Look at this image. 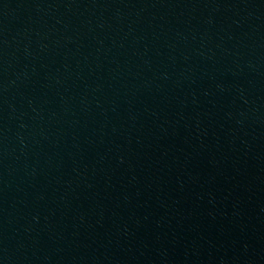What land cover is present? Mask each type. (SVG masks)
Returning <instances> with one entry per match:
<instances>
[{
	"label": "water",
	"instance_id": "95a60500",
	"mask_svg": "<svg viewBox=\"0 0 264 264\" xmlns=\"http://www.w3.org/2000/svg\"><path fill=\"white\" fill-rule=\"evenodd\" d=\"M0 264H264V0H0Z\"/></svg>",
	"mask_w": 264,
	"mask_h": 264
}]
</instances>
